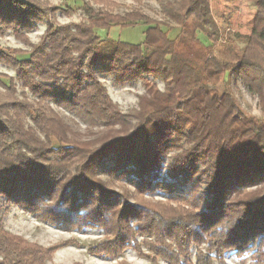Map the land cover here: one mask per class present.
Listing matches in <instances>:
<instances>
[{
    "label": "trees",
    "instance_id": "1",
    "mask_svg": "<svg viewBox=\"0 0 264 264\" xmlns=\"http://www.w3.org/2000/svg\"><path fill=\"white\" fill-rule=\"evenodd\" d=\"M81 8V21L47 23L26 58L0 52L15 73H0L7 78L0 80V198L54 228L101 229L112 239L95 254L116 256L137 246L138 234L171 264H191L192 247L202 243L207 251L197 250L195 264L221 262L224 251L245 248L263 255L264 0H256L241 46L216 23L208 0L165 1L159 21L138 11ZM47 12L32 0H0V20L23 24ZM139 22L147 26L140 44L94 31ZM161 26L178 28L175 38ZM98 73L117 85H148L150 77L167 85L139 95L136 108L124 113ZM233 77L256 95L259 116L240 110ZM53 104L83 122L85 132ZM112 178L128 180L139 196L165 191L166 202L129 203L111 189ZM50 256L0 222V264H42Z\"/></svg>",
    "mask_w": 264,
    "mask_h": 264
},
{
    "label": "rangeland",
    "instance_id": "2",
    "mask_svg": "<svg viewBox=\"0 0 264 264\" xmlns=\"http://www.w3.org/2000/svg\"><path fill=\"white\" fill-rule=\"evenodd\" d=\"M33 3L43 9L48 10L47 18L38 19L36 16L29 18L27 23L9 22L0 20V52L18 59H24L30 51V44H35L45 31L47 23L65 24L69 22H78L85 18L81 8L82 4H89L92 8H104L113 13L123 14L130 11H138L149 18L159 21L162 18L161 4L165 1L173 0H32ZM210 12L216 23L230 33L232 39L238 46L243 45L245 39L252 30L253 17L256 11V0H208ZM54 7L56 9H54ZM53 9L52 11H50ZM168 33V37L173 39L178 33V28L174 26H161ZM147 29L146 24L137 23L132 26H111L109 29L95 28V33L103 38L105 35L130 44H140L144 40V32ZM204 44L208 40L202 33L196 35ZM0 73L8 77H15L13 69L0 61ZM98 77L107 89V92L120 110L124 113L136 108L138 96L152 89L164 91L166 83L158 79L149 78L151 84L145 85L141 80L123 85H117L113 82L111 76L101 75ZM0 80L6 82L7 78L0 76ZM232 97L235 99L240 110L246 115H260V109L257 104V97L252 94L246 86L233 77L230 81ZM15 96L21 98V88L17 85ZM28 101H32V96L26 92ZM53 109L62 117L67 124L74 130L84 133L85 124L79 121L62 106L52 105ZM75 121L74 122L72 121ZM26 122L29 118L26 117ZM96 130V128H93ZM96 132V131H94ZM180 146L184 148L185 139L180 140ZM179 152L175 149L168 153L165 163L171 161V156ZM202 166H199L201 169ZM165 173L163 167L162 174ZM104 176V175H103ZM111 189L122 195V198L129 203L133 202H166L167 193L159 190L155 194H146L139 196L128 180L118 181L114 178L108 180ZM0 222L4 230L11 235L21 237L27 242L33 243L44 249L51 251L50 258L43 261L42 264H171L163 257L154 253L145 245L144 240L151 241V238L136 234L137 246L124 248L116 256H105L93 253V250L99 246L108 244L107 235L101 229H83L80 231L63 230L47 225L23 210L16 204H5L4 199L0 198ZM132 225V224H131ZM136 229L135 225L132 227ZM136 231V230H135ZM173 245V244H172ZM259 247V246H258ZM197 250L207 251V244L202 243L191 249V264H195V253ZM254 250L245 248L239 253L234 250L224 251L220 260L215 259L213 264H264L263 255L254 253ZM264 252V250H263Z\"/></svg>",
    "mask_w": 264,
    "mask_h": 264
}]
</instances>
